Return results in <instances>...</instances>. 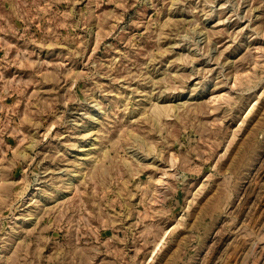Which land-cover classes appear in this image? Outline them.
<instances>
[{
	"label": "rangeland",
	"instance_id": "1",
	"mask_svg": "<svg viewBox=\"0 0 264 264\" xmlns=\"http://www.w3.org/2000/svg\"><path fill=\"white\" fill-rule=\"evenodd\" d=\"M0 264H264V0H0Z\"/></svg>",
	"mask_w": 264,
	"mask_h": 264
},
{
	"label": "bare ground",
	"instance_id": "2",
	"mask_svg": "<svg viewBox=\"0 0 264 264\" xmlns=\"http://www.w3.org/2000/svg\"><path fill=\"white\" fill-rule=\"evenodd\" d=\"M159 108V107H158ZM159 110V109H158ZM159 113H160V111H159Z\"/></svg>",
	"mask_w": 264,
	"mask_h": 264
}]
</instances>
